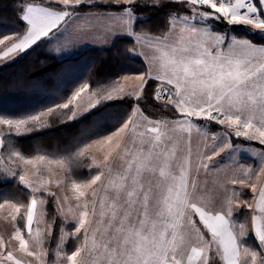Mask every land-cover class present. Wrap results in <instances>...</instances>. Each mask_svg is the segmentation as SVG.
Segmentation results:
<instances>
[{
	"label": "snow or ice",
	"instance_id": "snow-or-ice-1",
	"mask_svg": "<svg viewBox=\"0 0 264 264\" xmlns=\"http://www.w3.org/2000/svg\"><path fill=\"white\" fill-rule=\"evenodd\" d=\"M98 2L115 5L119 14L97 16V23L129 38V51L146 69L95 88L83 83L39 113L0 115V172L18 178L29 193L27 202L0 200L13 229L7 239L0 234V264H264V253L246 244L247 225L233 219L235 209L247 207L254 238L264 248V152L257 153L258 168L239 166L242 179L221 180L225 168L216 166V157L233 149L231 136L264 145V44L230 34L232 26H244L264 40V0H169L186 11L170 13L167 28L155 34L136 30L147 20L135 8L159 7L162 0H44L22 9V36L0 38V45L12 41L0 61L25 52L67 20L85 19L77 10ZM218 23L230 27L221 32ZM149 87L161 105L156 110L172 118L142 111L139 102ZM125 98L137 103L122 125L75 151L28 155L12 139L48 126L46 117L57 112L75 120L102 102ZM211 123L224 132H210ZM85 157L90 164L84 165ZM85 166L98 171L77 178ZM228 185L250 189L254 203ZM47 197L55 198L65 225L73 224L60 228L52 259L55 219H46ZM69 237L75 246L66 251Z\"/></svg>",
	"mask_w": 264,
	"mask_h": 264
},
{
	"label": "trees",
	"instance_id": "trees-1",
	"mask_svg": "<svg viewBox=\"0 0 264 264\" xmlns=\"http://www.w3.org/2000/svg\"><path fill=\"white\" fill-rule=\"evenodd\" d=\"M25 2L44 3L43 0H0V38L24 34L26 25L21 16ZM177 8V4L170 2L159 7H142L138 12L145 15L142 19L147 20V23L137 25L136 30L147 29L155 34L166 29L167 18ZM116 9L113 5L96 4L91 7L81 5L77 11ZM223 25L217 29L226 31L230 27L226 23ZM232 27L235 28L233 34L238 38H250L254 43H261L259 37L256 35V38L252 31H246L244 26ZM11 42L0 45V51L10 46ZM52 42L54 44L52 40H40L17 59L0 63V115L17 118L39 113L64 100L83 83L95 88L125 75L143 73L146 69L143 60L134 57L129 51L133 42L127 37L116 39L105 48L79 46L63 54L55 52ZM152 91L151 87L146 89L145 102L152 98ZM134 103L137 102L128 98L102 102L99 107L75 120H68L66 115L57 112L52 117H46L48 126H41L18 137L13 133L12 139L16 147L28 155L36 152L66 154L115 131L130 115ZM139 103L142 104V101ZM83 163L87 165L85 161ZM82 168L76 170L77 178L83 176ZM84 169L87 171L88 168L85 166ZM8 198L28 199L29 193L18 178H6L0 173V200Z\"/></svg>",
	"mask_w": 264,
	"mask_h": 264
},
{
	"label": "rangeland",
	"instance_id": "rangeland-1",
	"mask_svg": "<svg viewBox=\"0 0 264 264\" xmlns=\"http://www.w3.org/2000/svg\"><path fill=\"white\" fill-rule=\"evenodd\" d=\"M44 1V0H43ZM169 0H162L161 5H164L168 3ZM27 4H39L37 2H25L23 4V8ZM96 4H99L96 3ZM115 6V5H113ZM142 7H139L135 12L138 16L142 18L145 17V15H140L138 12L141 10ZM115 11L119 12V9H116ZM175 11H186V9L182 8V6L178 5V8ZM77 17H83L85 18V11H77ZM89 21L91 22L89 24ZM213 23V22H210ZM97 21L94 18H87V19H79V18H74L67 20L66 23L62 24L59 29H54L52 33H49L48 37H43L41 40H46V41H55V45L58 46L59 44H65L64 47L60 46L61 50L57 51L54 49L57 53L58 52H71L73 49L77 48L78 46L80 47H87L89 46V39L88 36L91 34L95 39H98V41H101L100 44L103 42L105 39V36L102 33H99V35H93V33H90L91 30H89L88 25H96ZM26 25V22H25ZM218 28L224 27L223 23H218L217 25ZM27 28V25H26ZM26 31V30H25ZM25 33V32H24ZM258 33V32H257ZM255 33V37H259L258 39L261 40V44H264V40L261 39L260 35ZM257 35V36H256ZM7 43V41H6ZM35 46V45H33ZM32 46V47H33ZM31 47V48H32ZM29 48V49H31ZM94 48V47H92ZM29 49H27L25 52H27ZM5 50V49H4ZM1 50L0 52H2ZM23 52V53H25ZM23 53H17L10 58L0 61V63H5L8 61H12L14 59H17L20 57ZM134 56V55H133ZM129 84H134L135 81L128 82ZM85 95V94H84ZM86 97V95H85ZM118 100V99H117ZM122 100V99H120ZM86 101V100H85ZM84 101V102H85ZM148 102V103H147ZM142 101V104H140L142 111H144L145 115H148L150 118L153 119H158L162 117H167V118H172V113L171 112H161L159 109L161 105L157 104L153 98H151L149 101ZM131 114V113H130ZM224 131H221L219 133H222ZM213 133V132H212ZM217 134V133H213ZM231 140V143L233 145V149L235 150L233 152V149H225L224 152L221 153L219 157H216V166L217 167H224L225 171L220 173V178L221 180H226L227 178H232L235 177L237 179H242V169H239V166H244V167H253V168H258L259 167V159L257 156V153L264 152V145H260L258 142L254 141H249L245 140L242 138H236L235 136L229 137ZM193 145L195 146L198 143V138L194 135L193 136ZM219 142V141H217ZM2 150H0L1 152ZM86 162V164H90L91 161L87 159V157L84 158L83 162ZM9 167H12V165H9ZM84 170L83 176H79V179L82 180H87L91 178L92 174H95L98 170L93 168L91 169V172H89V169L85 171L84 167L82 168ZM234 170H236L234 172ZM20 169L17 168V172H19ZM2 175H4L6 178H13L10 175H6L3 172H0ZM76 175V173H75ZM217 175V173H213L211 176L208 177L209 180V186H211V181L212 179ZM201 180L204 179V176L202 175L200 177ZM264 179V178H262ZM23 186V185H22ZM228 187H235L236 190L240 191L242 193V198H247L250 203H254L252 200V193L250 189L248 188H241L240 185H228ZM53 190L57 191L59 193L58 189H55L53 186ZM48 203L45 205V208L47 210V217L46 219H55V223L53 225V233L50 241V256L49 259H52V249L55 248L57 238L60 235V228L62 226L66 227L67 229H72L73 224L71 222L67 223L65 225L64 220L62 217H60L56 213V204H55V198L54 197H47ZM24 202H27L29 198H24L22 199ZM74 203V202H73ZM219 205H217L218 207ZM23 211V210H22ZM7 215V210L4 212H0V234L4 235L5 239L9 237V234L11 233L12 226L10 221H5L3 219L4 216ZM251 215L252 213L248 211L247 207L241 206L240 208H237L234 210V215L233 219L236 220L237 223H245L248 228V235L246 237V244L248 247L253 248L254 250L264 253V248H261L258 244V241L255 240L254 238V233L252 231V223H251ZM75 246V241L69 237L67 244L65 245V250L66 251H71Z\"/></svg>",
	"mask_w": 264,
	"mask_h": 264
},
{
	"label": "crops",
	"instance_id": "crops-1",
	"mask_svg": "<svg viewBox=\"0 0 264 264\" xmlns=\"http://www.w3.org/2000/svg\"><path fill=\"white\" fill-rule=\"evenodd\" d=\"M99 4H103V3H99ZM118 14H119V12L111 11V10H109V11H85V19H87V18H94L95 19L97 16H108V15L115 16ZM88 27H89V30H91L90 33H93V35H99V33H102L105 36V39L100 44L101 41H98V39H95L91 34H89V36H88L89 46H87L85 48H92V47L105 48V47L110 46L116 39L123 38V36H113L111 33L106 32L105 29L103 27H101L98 23L96 25H88ZM219 31L223 32L224 30H219ZM230 34H233V33H230ZM52 45H53V49L55 48L57 51L61 50L60 46H62V47L65 46V44H62V43L59 44L58 46H56L55 41H54V44L52 42ZM58 54H63V52H58ZM134 57H138V56H134ZM138 58L142 59L141 57H138ZM131 75H134V74H131ZM129 82H131V81H129ZM85 95L87 96V93H85ZM114 100H117V99H114ZM85 103H86V101H85ZM195 122L197 124H200V125L207 123L203 120H198ZM224 130H225V128L222 125H218L215 123L210 124V132L219 133V132L224 131ZM254 142H256V141H254Z\"/></svg>",
	"mask_w": 264,
	"mask_h": 264
}]
</instances>
